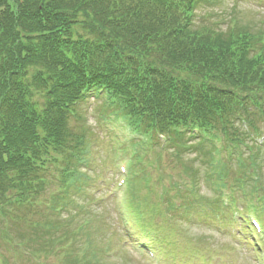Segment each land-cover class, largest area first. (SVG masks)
<instances>
[{"label":"trees","instance_id":"obj_1","mask_svg":"<svg viewBox=\"0 0 264 264\" xmlns=\"http://www.w3.org/2000/svg\"><path fill=\"white\" fill-rule=\"evenodd\" d=\"M210 2L0 0V179L16 176L8 168L21 172L53 146L86 136L81 119L77 131L70 129L68 109L93 89L104 88L130 117L145 112L159 126L192 122L200 131L209 118L234 111L224 105H239L248 92L264 93V23H241L225 35L214 24L195 21L196 10ZM192 141H172L178 162ZM88 178L78 175L74 196ZM143 179L130 182L138 218L136 185ZM92 245L84 258L89 264L99 262L100 248Z\"/></svg>","mask_w":264,"mask_h":264},{"label":"rangeland","instance_id":"obj_2","mask_svg":"<svg viewBox=\"0 0 264 264\" xmlns=\"http://www.w3.org/2000/svg\"><path fill=\"white\" fill-rule=\"evenodd\" d=\"M233 19H236L237 25L246 22L262 25L264 23V0H221L219 2L214 0V2L201 4L196 10L195 21L214 24L217 27L216 31L221 33L227 32L229 21ZM74 27L76 33L81 34L78 31L79 26L75 25ZM239 30L242 29L239 28ZM243 31L246 29L244 28ZM88 98L76 105L74 109L76 117H71L70 127L77 131L81 119L87 132L86 143L82 149L91 154L90 167H85L81 162L74 166L79 172L82 170L86 176L87 174L91 176L90 180L85 184L83 193L74 196L73 207L69 210V206H67L59 219L51 220L58 228L53 227L48 230L45 222L48 217H53V214L48 216L44 203L38 200H35L33 204L43 209L40 211L31 209L29 217L32 219V225L31 227L27 226L28 232L26 225L12 221L10 224H4L0 217V231L2 227L6 228L7 234L16 242L14 246L18 248V251L6 249L7 246L3 245L1 241L3 238H0V264L16 263L11 259L14 254L12 251H15L16 256L20 259L17 264H29L34 258L30 251L38 254V259H41L45 264H70L73 260L72 254L77 249L85 252L88 257L90 250L85 251L86 240L77 239L76 243L72 234V230L82 221L89 223L83 233H89L92 246L96 245V248H100L99 262L92 264H147L134 248L123 243L116 221V206L120 207L121 205V199L125 192V184H122V181H125L127 175L126 167L120 165L125 169V174H123L120 169L118 172L116 164L121 157H126L132 168L144 165L143 152L138 148L133 149V146L125 142L133 139L141 141L142 137L129 134L126 125L120 119H110L104 122L103 108L99 102L105 100L101 98L96 102L94 97V99L90 96ZM34 99L39 103L42 102L40 94L35 95ZM122 125L125 126L122 127ZM260 132L262 141L264 125H261ZM80 136L82 137V135ZM155 139L159 143L158 149H161L162 141L156 136ZM164 145L167 146V151L159 153L155 150L144 157L149 165L145 175L152 178L147 185L145 179H143V183L136 185L139 191L135 193L138 195V201L141 202L139 208L141 217L137 219V226L142 231H146V228L151 230L148 231L150 240L155 241L162 251H159L157 262L150 264H206L208 262L212 264H264V256L261 258L260 254L256 253L258 251L256 246L251 245L249 241H244L243 235L237 236L239 235L237 230L241 227L238 224L228 223V213L224 209L212 208L215 198L212 191L213 186L206 183L203 177L206 173L203 163L208 160L207 155L203 156L205 150L194 153V149H191L190 153L182 155L181 161L178 162L175 159V150L171 148V145ZM75 148L70 149L74 151ZM68 155L72 157V152H69ZM178 158H181V155ZM213 158L217 159V156ZM261 160V164H259L260 162L254 165L250 163L256 169V173L250 179L244 178V181L254 180L257 174L259 182L256 184L264 188V150H262ZM65 161V157H61V162ZM151 165H153L152 168L156 166V169L153 170ZM187 166H191V169L197 171L195 187L198 191L189 196L183 193L178 194L179 186L182 189H188L186 180L189 177L182 176V174L190 172L191 169ZM190 174L191 172L189 176ZM242 175L245 173L243 172ZM57 184L56 180L52 178L50 190L53 188L55 191ZM115 193L117 194L115 195ZM49 195V192H43L41 198ZM129 198H131L130 194ZM190 204L191 207H196L193 211H185L183 207ZM134 209L136 208L134 207ZM4 210H9V208L5 207ZM24 212L25 210L21 211V213ZM151 212L155 214L152 215ZM66 220H71L67 226H65ZM34 224L36 225L34 226ZM17 226H21L22 230L19 231ZM137 226L133 224L131 234L140 232ZM1 233L4 234V232ZM21 242H28L30 251L23 252L21 250L23 243L21 244ZM71 242H74V247L69 249L71 255L65 257V253L62 251ZM259 242L264 247L263 241ZM8 254L10 257L7 256ZM38 259L34 258L35 263L42 264ZM89 262L92 261L87 258L85 263L80 264H89ZM77 263H79L78 260Z\"/></svg>","mask_w":264,"mask_h":264}]
</instances>
